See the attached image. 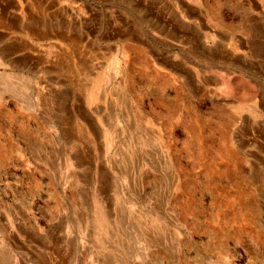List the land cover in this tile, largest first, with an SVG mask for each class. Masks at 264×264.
<instances>
[{
    "label": "rangeland",
    "instance_id": "rangeland-1",
    "mask_svg": "<svg viewBox=\"0 0 264 264\" xmlns=\"http://www.w3.org/2000/svg\"><path fill=\"white\" fill-rule=\"evenodd\" d=\"M0 264H264V0H0Z\"/></svg>",
    "mask_w": 264,
    "mask_h": 264
},
{
    "label": "crops",
    "instance_id": "crops-1",
    "mask_svg": "<svg viewBox=\"0 0 264 264\" xmlns=\"http://www.w3.org/2000/svg\"><path fill=\"white\" fill-rule=\"evenodd\" d=\"M93 87L96 88V83L94 84ZM93 87H92V88H93ZM93 93H94V90H93V91L91 90V91H90V97H91V95H92Z\"/></svg>",
    "mask_w": 264,
    "mask_h": 264
}]
</instances>
